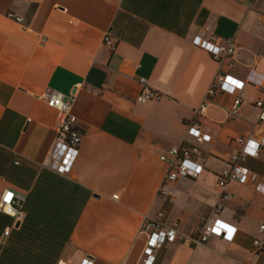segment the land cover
Instances as JSON below:
<instances>
[{"label": "crops", "instance_id": "1", "mask_svg": "<svg viewBox=\"0 0 264 264\" xmlns=\"http://www.w3.org/2000/svg\"><path fill=\"white\" fill-rule=\"evenodd\" d=\"M215 36L234 42L233 66L195 43ZM255 65L264 66V0H0V197L5 189L26 196L21 221L0 210L1 263L80 264L91 256L94 264H144L140 226L164 210L186 235L214 218L236 232L165 245L154 264H252L264 151L245 161L247 182L228 184L223 209L214 206L217 175L241 149L238 138L264 136L255 105L264 90L247 84L236 118L228 114L235 95L223 91L198 110L220 73L245 79ZM140 78L163 97L139 102ZM50 90L75 97L85 133L66 174L48 167L60 120L47 104ZM195 121L209 142L188 135ZM175 145L196 149L203 171L170 183L173 201L164 202L168 164L160 156ZM254 264H264V253Z\"/></svg>", "mask_w": 264, "mask_h": 264}, {"label": "built area", "instance_id": "2", "mask_svg": "<svg viewBox=\"0 0 264 264\" xmlns=\"http://www.w3.org/2000/svg\"><path fill=\"white\" fill-rule=\"evenodd\" d=\"M13 16V15H11ZM18 22H23V18L16 17ZM217 36L211 39H195V43L205 48L220 63L229 59L228 64L234 65V55L237 51L234 42L231 39L220 43ZM107 44H114L110 35L104 37ZM144 89L138 97L139 102H149L160 100L163 95L161 92L151 89L145 78H140ZM252 84L255 87L264 90V66H253L245 79L237 78L230 73H220L214 80L208 90L206 100L199 108L198 112L202 113L205 108L212 102V96L217 91L227 92L235 95L232 106L228 112L229 116L236 118L240 113L243 99L239 92L247 85ZM75 102L74 96H66L57 90H50L47 95L48 106L59 111L60 120L58 123L59 139L50 154L48 167L60 174L69 173L72 170L74 162L79 154V147L84 139L85 133L77 125V117L73 113ZM259 109V121L264 123V98L255 102ZM188 135L192 136L197 143H205L211 140V136L204 133L199 121L188 124ZM241 143V149L232 154L228 160L227 166L217 175V183L222 189L220 201L214 206V212L218 213L223 209L222 201L229 198L231 193L226 191V187L231 181L245 183L249 179L251 170L245 165V161L250 158H257L264 151V136L260 138L248 137L246 139L238 138ZM186 150L178 145L171 146L166 152L161 154L160 159L168 164V171L164 176L162 186L159 189L158 196L164 202H172L173 198L167 186L177 181L181 177L196 179L203 171V166L193 160V152ZM256 189L264 193V175L260 178ZM115 198L118 196L115 195ZM26 196L17 193L12 189H5L0 197V210L12 216L17 222L23 219V208ZM165 211L159 210L154 215H145L140 226V234L146 238L144 253L146 258L144 264H154L156 250L165 245L173 244L177 241L184 243L197 242L205 243L213 235H220L228 239H233L236 229L226 225L221 220L214 218L206 222L204 228L197 235H186L179 231L178 221L170 223L165 220ZM259 235L254 240V260L261 253H264V218L259 223ZM10 229L5 231L8 235ZM80 264H94L91 256L82 258Z\"/></svg>", "mask_w": 264, "mask_h": 264}, {"label": "rangeland", "instance_id": "3", "mask_svg": "<svg viewBox=\"0 0 264 264\" xmlns=\"http://www.w3.org/2000/svg\"><path fill=\"white\" fill-rule=\"evenodd\" d=\"M12 230H13V232H15V231H16V229H14V228H13ZM0 264H2V263H1V260H0Z\"/></svg>", "mask_w": 264, "mask_h": 264}]
</instances>
